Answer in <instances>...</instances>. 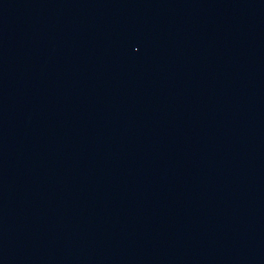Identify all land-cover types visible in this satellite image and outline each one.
I'll return each mask as SVG.
<instances>
[{"label":"water","instance_id":"95a60500","mask_svg":"<svg viewBox=\"0 0 264 264\" xmlns=\"http://www.w3.org/2000/svg\"><path fill=\"white\" fill-rule=\"evenodd\" d=\"M0 264H264V0H0Z\"/></svg>","mask_w":264,"mask_h":264}]
</instances>
